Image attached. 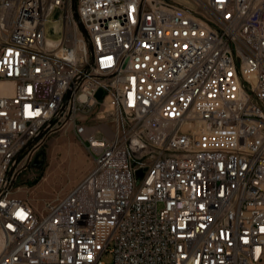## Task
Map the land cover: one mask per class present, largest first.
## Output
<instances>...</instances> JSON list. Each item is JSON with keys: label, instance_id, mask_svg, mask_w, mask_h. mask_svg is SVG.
<instances>
[{"label": "built area", "instance_id": "2783aa9c", "mask_svg": "<svg viewBox=\"0 0 264 264\" xmlns=\"http://www.w3.org/2000/svg\"><path fill=\"white\" fill-rule=\"evenodd\" d=\"M196 1L0 0V264H264V0ZM66 127L92 167L39 212Z\"/></svg>", "mask_w": 264, "mask_h": 264}, {"label": "rangeland", "instance_id": "374dc122", "mask_svg": "<svg viewBox=\"0 0 264 264\" xmlns=\"http://www.w3.org/2000/svg\"><path fill=\"white\" fill-rule=\"evenodd\" d=\"M197 8L196 0H178ZM92 167V160L83 141L72 127L53 134L35 158L24 164L15 181L14 196L29 201L37 211L66 195ZM111 260L110 255L104 258Z\"/></svg>", "mask_w": 264, "mask_h": 264}, {"label": "water", "instance_id": "95a60500", "mask_svg": "<svg viewBox=\"0 0 264 264\" xmlns=\"http://www.w3.org/2000/svg\"><path fill=\"white\" fill-rule=\"evenodd\" d=\"M103 94H104V90L101 88V89L98 91V93H97V97H98V98H101V97L103 96ZM138 173H139V175H141V174H142V171L140 170V171H138Z\"/></svg>", "mask_w": 264, "mask_h": 264}, {"label": "crops", "instance_id": "0c3cea01", "mask_svg": "<svg viewBox=\"0 0 264 264\" xmlns=\"http://www.w3.org/2000/svg\"><path fill=\"white\" fill-rule=\"evenodd\" d=\"M175 1L182 3L181 1H178V0H175ZM182 4H183V3H182Z\"/></svg>", "mask_w": 264, "mask_h": 264}]
</instances>
